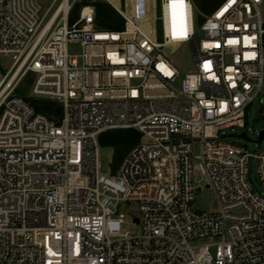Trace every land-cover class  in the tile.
<instances>
[{"label": "built area", "instance_id": "obj_1", "mask_svg": "<svg viewBox=\"0 0 264 264\" xmlns=\"http://www.w3.org/2000/svg\"><path fill=\"white\" fill-rule=\"evenodd\" d=\"M44 1L0 0V57H12L0 78V264H264V192L249 177L253 162L264 188V147L224 140L264 102V0L209 13L158 0L154 34L130 27L122 0ZM98 1L123 28L101 25ZM185 45L183 73L172 55ZM30 73L31 94H16ZM114 129L141 136L106 176L100 136ZM204 187L218 209L195 206Z\"/></svg>", "mask_w": 264, "mask_h": 264}, {"label": "rangeland", "instance_id": "obj_2", "mask_svg": "<svg viewBox=\"0 0 264 264\" xmlns=\"http://www.w3.org/2000/svg\"><path fill=\"white\" fill-rule=\"evenodd\" d=\"M215 0H207V5L210 7L213 5ZM128 3V10L125 12V15L129 17L130 23L133 25H138L143 28L144 32L147 34H154L155 32V25L152 21L150 16L151 10L156 12L158 0H122L123 9L125 5ZM49 5V1L45 0L43 2L44 8ZM201 10V9H200ZM202 11V10H201ZM264 12V8H263ZM135 13L138 14L139 18L137 20L134 19ZM204 13H209V10L204 11ZM119 14V13H118ZM155 15V14H153ZM119 16L124 20V25L126 18L124 15L119 14ZM198 23L197 27V34L203 36V31L200 29V24L196 20V24ZM158 34L161 37V25H158ZM172 62L173 64L183 73L188 72L194 69V57L192 54L191 49L189 46L185 45L182 46L178 51L174 52L172 55ZM12 64V57H0V78L3 77L6 71L10 68ZM35 81V75L33 73L28 74L18 85L15 89L16 94L21 95H30L33 83ZM31 101L38 103L33 97ZM264 128V102L260 103L259 101L254 102L250 109L248 110V116L246 120V128L242 129L240 127H235L234 130L227 129L225 134L226 137L224 138L225 141L229 143H234L236 145H242L249 148L251 151H258L264 147V138L262 139L261 143H258L259 134L261 130ZM247 131L248 137L251 140H246L242 138L240 135L242 132ZM199 151V144L194 145V153H198ZM100 159H101V173L106 176H111V169L113 167V162L115 159V148L113 146L102 144L100 143ZM120 167V166H119ZM250 180L252 184L258 192H264V188L259 181L257 168L256 165L251 162L250 163V173H249ZM195 206L201 209H218V203L212 193L211 190L204 187V189L199 192L195 196ZM136 210L134 214L139 215V206L137 204L133 205ZM128 226L131 230L137 231V228L132 225L130 218H127Z\"/></svg>", "mask_w": 264, "mask_h": 264}, {"label": "trees", "instance_id": "obj_3", "mask_svg": "<svg viewBox=\"0 0 264 264\" xmlns=\"http://www.w3.org/2000/svg\"><path fill=\"white\" fill-rule=\"evenodd\" d=\"M223 0H215L210 7L207 5V0H194L198 9L204 11L214 10ZM98 17L101 25L109 29H121L124 27V20L119 16L118 12L108 3L103 1L97 2ZM200 10V11H201ZM203 21V17L199 16V22ZM46 103H48L46 101ZM39 110L49 113L50 110L46 106H37ZM140 132L135 129H114L104 132L100 136V143L113 146L115 148V159L113 169L117 170L127 154L133 147L139 143Z\"/></svg>", "mask_w": 264, "mask_h": 264}, {"label": "water", "instance_id": "obj_4", "mask_svg": "<svg viewBox=\"0 0 264 264\" xmlns=\"http://www.w3.org/2000/svg\"><path fill=\"white\" fill-rule=\"evenodd\" d=\"M50 109H52V110H57V109L54 108V107H50ZM240 136H241L242 138L246 139V140H251V139L247 136L246 132H242V134H241ZM263 138H264V128H263V130H261V132H260V134H259L258 143H260V142L262 141Z\"/></svg>", "mask_w": 264, "mask_h": 264}, {"label": "bare ground", "instance_id": "obj_5", "mask_svg": "<svg viewBox=\"0 0 264 264\" xmlns=\"http://www.w3.org/2000/svg\"><path fill=\"white\" fill-rule=\"evenodd\" d=\"M130 27H133V24L129 22ZM1 91V90H0Z\"/></svg>", "mask_w": 264, "mask_h": 264}]
</instances>
